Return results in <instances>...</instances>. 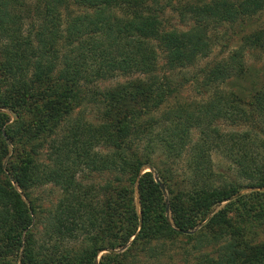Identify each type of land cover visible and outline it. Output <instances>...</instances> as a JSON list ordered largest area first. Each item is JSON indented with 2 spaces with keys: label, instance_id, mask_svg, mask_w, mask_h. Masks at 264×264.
<instances>
[{
  "label": "trees",
  "instance_id": "obj_1",
  "mask_svg": "<svg viewBox=\"0 0 264 264\" xmlns=\"http://www.w3.org/2000/svg\"><path fill=\"white\" fill-rule=\"evenodd\" d=\"M32 1L0 0V264L159 263L178 237L193 264H264V191L233 198L264 190V82L247 98L224 88L245 79L242 52L262 48L264 30L184 80L197 103L169 78L209 55L210 30L259 13L264 0L183 6V30L164 29L168 1ZM90 93L102 109L95 126L71 114ZM218 121L245 129L223 132ZM43 146L48 164L38 162ZM212 154L237 180L214 171ZM47 184L59 196L40 221L30 193ZM103 250L113 252L96 262Z\"/></svg>",
  "mask_w": 264,
  "mask_h": 264
},
{
  "label": "rangeland",
  "instance_id": "obj_2",
  "mask_svg": "<svg viewBox=\"0 0 264 264\" xmlns=\"http://www.w3.org/2000/svg\"><path fill=\"white\" fill-rule=\"evenodd\" d=\"M28 1V7L33 5L32 0H27ZM143 3L146 5H152L151 0H142ZM168 1L169 6L165 7L164 13H163V26L164 29H170L174 28L176 30H183L185 28V24L188 21V19H185L180 17L179 13L182 12V7H189V6H194V5H199L201 3H207L211 0H162L161 2ZM230 2H236V5L239 6L240 0H228ZM68 2H71V0H68ZM163 4V3H160ZM22 10V8H21ZM26 12V11H25ZM24 11L21 12V15L24 16L25 13ZM68 12L70 15H79L81 14L82 10L77 8L76 5H72V3H69L68 5ZM35 16L31 12L29 13L27 19L24 20V28L26 30V24L28 22V18L31 16ZM189 16V14H186ZM37 16V14H36ZM37 18V17H36ZM27 20V22H26ZM264 30V10L260 11L259 13L249 17L248 19H242V21H239L236 24H233L231 26H223V27H218L217 29H214L213 31H209V35L212 36L213 44L214 46L211 49V52L209 55L205 58H202L198 60L194 66L188 67V68H183L180 71L172 74L169 78L171 79V82L175 85L181 84V88L183 89V94L184 99L188 101H194L198 102L200 97L191 90V86L188 85L190 83L185 82L184 80H189L192 78V76H199L198 72L202 70L203 67H207L211 65L213 62L219 61L222 58L226 57L229 53H231L233 50H236V48H239L242 44V40L252 34L256 33L257 31H263ZM215 35V36H214ZM159 52L157 51V54ZM242 59L244 61V65L247 69V76L243 81H238L236 83V86H231V83H226L224 84V88L227 91H230L231 93H240V95H244L246 98L247 96H250L253 92L251 91V86L250 84L253 83L255 84L254 89H257L258 87L261 86V84L264 82V44L262 48H247L242 52ZM164 61V58L159 55L156 59V64L158 66L162 65ZM200 77V76H199ZM198 77V78H199ZM134 78V77H132ZM124 82V78L119 76L115 80H110V81H105L102 83H98L96 87L99 89H103L104 87H111L115 85L116 83H122ZM83 90L86 92V88H83ZM93 93V92H92ZM92 93L86 95V99L82 101L80 107L72 110V118H77L78 120H84V122L90 124V125H97L100 122V116L102 109L99 106V104L96 102V100L92 99L93 96L91 97ZM66 123L68 122H63L59 128L55 131V134L48 139V142L50 141H58L59 138L65 133V126ZM217 127L223 131H232V132H241L245 129L244 126H239L237 123H230L229 121H218L217 122ZM191 141L194 142L197 138L196 132L191 133ZM48 149L46 146H43L42 150L39 151L38 155V162L42 164H48L46 156L48 155ZM154 159H158L155 157ZM211 161L213 164V169L215 172H218L224 178L227 179H236L233 176V172H231L232 166L229 165V163L225 160L224 157H222L219 154H212L211 155ZM152 170L155 174V171L148 167L144 166L140 169V173L143 172H150ZM183 171V164L179 162L176 166V174H181L182 175ZM151 173V172H150ZM152 174V173H151ZM153 175V174H152ZM156 175V174H155ZM96 178H100V180L105 179L104 175L96 176ZM252 191H264V190H253V189H244L240 191L236 196L233 198L240 196L242 194H246L248 192ZM59 196V191L56 187H53L50 184H47L45 186H41L38 188H34L31 193H30V199L32 203L34 204L35 207H38L41 209L42 213L40 214V221L41 218L45 213H47L49 210L51 211L54 207V203L56 202L57 198ZM166 196V195H165ZM232 198V199H233ZM223 204V203H222ZM222 204H217L214 206L211 210V212L215 211L217 208L222 206ZM137 209V208H136ZM166 214V219L168 217L167 213ZM168 220V219H167ZM202 224V223H201ZM199 224V226L201 225ZM198 226V227H199ZM197 227V228H198ZM197 228L193 229L192 231L185 232L184 234H192L197 230ZM36 230L41 231L42 226L37 225ZM259 239L262 240L264 239V231L260 230V235ZM184 241L186 242L185 238L178 237V241H175V245H173V249L168 251L165 256H163L160 259L159 263H155L154 261H144L142 258L139 259L140 264H193L195 261V258L193 257V253L191 254V251L189 250L188 246L184 245ZM127 246V244L125 245ZM187 253H184V251ZM121 250H117L114 252H119ZM204 252H208L209 248L205 247L203 248ZM108 252H113L112 250H103L98 252L95 260L97 262L99 256L103 253H108Z\"/></svg>",
  "mask_w": 264,
  "mask_h": 264
},
{
  "label": "water",
  "instance_id": "obj_3",
  "mask_svg": "<svg viewBox=\"0 0 264 264\" xmlns=\"http://www.w3.org/2000/svg\"><path fill=\"white\" fill-rule=\"evenodd\" d=\"M149 171L153 174L152 176H153L154 182L159 184L158 178L156 177V175L154 174V172H153L152 170H150V169H149ZM159 188H160L161 192H162L163 195H164V200L166 201L165 191H164L163 187H162L160 184H159ZM253 190H258V189H253ZM239 193H240V192H239ZM236 195H237V194H236ZM236 195H235V196H236ZM134 196H135V201H136L137 213H138V215H139V212H138V203H137V198H136V191H134Z\"/></svg>",
  "mask_w": 264,
  "mask_h": 264
}]
</instances>
